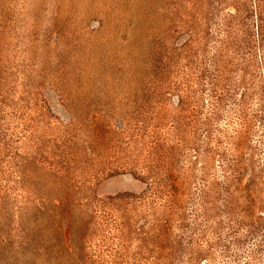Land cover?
<instances>
[{
  "label": "rangeland",
  "instance_id": "374dc122",
  "mask_svg": "<svg viewBox=\"0 0 264 264\" xmlns=\"http://www.w3.org/2000/svg\"><path fill=\"white\" fill-rule=\"evenodd\" d=\"M0 264H264V0H0Z\"/></svg>",
  "mask_w": 264,
  "mask_h": 264
}]
</instances>
